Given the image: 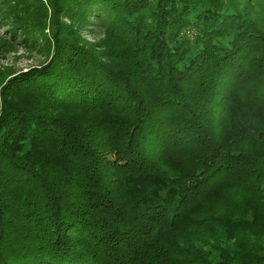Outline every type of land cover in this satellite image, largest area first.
Masks as SVG:
<instances>
[{"label":"trees","instance_id":"16d2710c","mask_svg":"<svg viewBox=\"0 0 264 264\" xmlns=\"http://www.w3.org/2000/svg\"><path fill=\"white\" fill-rule=\"evenodd\" d=\"M0 264H264V0H0Z\"/></svg>","mask_w":264,"mask_h":264},{"label":"rangeland","instance_id":"374dc122","mask_svg":"<svg viewBox=\"0 0 264 264\" xmlns=\"http://www.w3.org/2000/svg\"><path fill=\"white\" fill-rule=\"evenodd\" d=\"M3 29H0V39H3ZM42 59L35 53L20 48L6 54L0 52V67L3 70L19 72L27 70L31 66H37Z\"/></svg>","mask_w":264,"mask_h":264}]
</instances>
